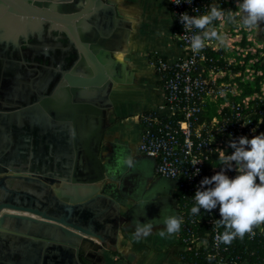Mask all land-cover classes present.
Returning a JSON list of instances; mask_svg holds the SVG:
<instances>
[{
    "label": "water",
    "instance_id": "obj_1",
    "mask_svg": "<svg viewBox=\"0 0 264 264\" xmlns=\"http://www.w3.org/2000/svg\"><path fill=\"white\" fill-rule=\"evenodd\" d=\"M103 9L112 10L103 0H0V56L8 80L3 88L10 91L0 96L25 97L0 103V264H92L95 250L108 240L104 235L119 230L116 214L82 222L101 200L120 205L100 184L112 88L111 54L96 46L98 41L109 48V41L98 40L93 28ZM33 77L41 102L29 95ZM84 145L91 148L81 150ZM13 240L15 250L8 245Z\"/></svg>",
    "mask_w": 264,
    "mask_h": 264
},
{
    "label": "built area",
    "instance_id": "obj_2",
    "mask_svg": "<svg viewBox=\"0 0 264 264\" xmlns=\"http://www.w3.org/2000/svg\"><path fill=\"white\" fill-rule=\"evenodd\" d=\"M168 1L175 21L173 38L182 49V55L175 59L155 53L148 56L160 79L164 103L137 115L141 126L139 149L156 159L157 176L176 183L174 198L177 217L182 218L179 243L184 264H263L256 251L244 241L254 240L263 231L262 226L229 246L219 240L224 228L214 227V221L221 218L218 208L211 213L203 209L199 214L191 213L201 181L221 171L217 150L231 155L233 140L263 134L262 117L254 120L249 112L250 100H263V80L260 91L253 95H244L240 85V82L253 81L262 71L254 69L250 61L244 66L249 48L237 44L242 40L230 33L222 34L226 38L224 45L213 39L206 42L201 52L191 50V38L199 30L185 31L180 16L184 13L205 15L210 5L219 0ZM242 65L244 69H232ZM212 108H215L214 113ZM225 174L235 178L238 173Z\"/></svg>",
    "mask_w": 264,
    "mask_h": 264
},
{
    "label": "crops",
    "instance_id": "obj_3",
    "mask_svg": "<svg viewBox=\"0 0 264 264\" xmlns=\"http://www.w3.org/2000/svg\"><path fill=\"white\" fill-rule=\"evenodd\" d=\"M103 1L112 12L100 10L95 15L93 28L97 30L95 33L99 34L98 40L109 41V48L99 45L98 41L96 46H100L98 49L100 53L111 54V59L107 57L110 61L107 64L111 72L109 79L112 88L109 93L111 107L106 117V130L99 153L105 171V179L100 184L105 188L106 195L117 200L120 205L116 206L112 200H101L87 210V219L82 222L90 225L93 218L102 216L108 220L116 214V226L119 230L115 231L114 235H104L108 240L102 250H95L92 264H184L179 243L180 231L167 238H161L157 234L158 230L163 228V217L178 215L174 198L176 183L171 179L157 176L156 159L140 151L141 126L137 119L140 112L157 108L164 103L160 79L149 63L148 56L155 53L167 59H175L182 55V49L172 34L175 21L170 4L168 0ZM221 22L219 24H222ZM224 26L225 30H230L240 25L226 21ZM105 29L108 30V35L103 37L102 33ZM254 29L252 32H241V35H246L248 39H251L250 36H263L264 32H254ZM217 31L220 35L230 33L238 37L236 32H223L221 28ZM87 34L83 31L81 36L85 37ZM7 35L9 34L6 31L2 34L5 39ZM36 36L33 35L35 38ZM0 60H2L0 61L1 95L10 91L3 88L8 81L4 78L6 59L0 56ZM95 67L100 70L96 64ZM36 76L37 73L34 77ZM34 77L28 82L29 95L41 102L44 97L39 94V83L37 86L32 84ZM8 98L14 101L25 99L18 94H12ZM8 98L0 96V103L8 101ZM27 98L30 99L29 96ZM46 113L49 119H52L50 113L48 111ZM69 123L73 121L69 120ZM79 124L86 128V122L79 121ZM81 130L79 127L78 131ZM71 137V145L74 149L73 128H71ZM90 148L91 145H84L81 150ZM73 158L76 159L75 156ZM128 158L133 160L132 167L117 164L118 159ZM82 191V195H87L86 190ZM115 206L116 210L113 209ZM151 220H154L152 234L147 237H137L135 235L137 226ZM95 241L101 244L99 240L95 239ZM8 245L15 250L14 247L18 246V243L13 240Z\"/></svg>",
    "mask_w": 264,
    "mask_h": 264
},
{
    "label": "clouds",
    "instance_id": "obj_4",
    "mask_svg": "<svg viewBox=\"0 0 264 264\" xmlns=\"http://www.w3.org/2000/svg\"><path fill=\"white\" fill-rule=\"evenodd\" d=\"M236 8L237 11H225L213 4L205 15L190 16L184 13L180 16L185 31L193 28L199 30L191 38L190 47L193 53L201 52L207 46L206 42L213 39L221 45L226 44V38L213 27L214 21H224L227 18L228 22L238 23L248 30L261 29V24H264V0H237ZM230 147L233 149L231 155L217 150L221 171L201 181L193 198L195 206L191 208L193 215L199 214L202 209L211 213L218 208L221 218L214 221V227L224 228L219 240L229 246L237 238L243 239L252 234L254 228L264 225V134L252 139L241 136L233 140ZM117 164H126L130 168L133 160L118 159ZM228 171H236L238 174L235 178H229L225 174ZM162 213L163 209L161 216ZM152 221L154 220L138 225L135 235H151L154 228ZM162 224L163 228L157 234L161 238L171 237L179 233L182 218L175 215L163 217ZM203 243L206 244L207 241Z\"/></svg>",
    "mask_w": 264,
    "mask_h": 264
},
{
    "label": "trees",
    "instance_id": "obj_5",
    "mask_svg": "<svg viewBox=\"0 0 264 264\" xmlns=\"http://www.w3.org/2000/svg\"><path fill=\"white\" fill-rule=\"evenodd\" d=\"M236 1L237 0H219V3L215 4L217 6L222 7L224 10L227 5H232V8L234 9L233 11H237L236 8ZM221 21H214L213 22V27L216 28V26L220 23ZM261 29L260 30H254V32H264V24H261ZM245 32V30H242ZM257 41L259 44H261V49H259V52H261V56L257 62H254L252 64V67L256 70H261L262 74L257 75L253 81H247V82H240V85L243 87L244 90V95H253L255 92L260 91V81L264 80V34L263 36H255L253 40H247L246 35L244 36L243 40L240 42L244 46L252 45L253 42ZM254 54H251L250 52L246 55L244 58V66L249 63V61L254 57ZM239 59H242V57H239ZM244 66L242 65L241 67H236L232 68L234 70L237 69H244ZM236 79H239L236 78ZM249 112L252 114V118L254 120H257L260 116L262 117V128L264 129V101H256V100H250L249 101ZM257 111V112H255ZM212 112H215V108H212ZM263 228V231L259 233L254 240H244L246 244H248L249 248L252 250L256 251V255L262 263L264 264V225H261ZM258 228V227H257ZM255 228V229H257ZM241 245V244H240ZM251 259H254L252 257Z\"/></svg>",
    "mask_w": 264,
    "mask_h": 264
},
{
    "label": "rangeland",
    "instance_id": "obj_6",
    "mask_svg": "<svg viewBox=\"0 0 264 264\" xmlns=\"http://www.w3.org/2000/svg\"><path fill=\"white\" fill-rule=\"evenodd\" d=\"M236 3H237V1H236ZM235 3V4H236ZM227 10H234L233 8H232V5H227L226 6V8H225V11H227ZM226 21H228L227 20V18H225V20L224 21H222L221 23L222 24H220L217 28H215L216 30L218 29V28H221V30H223V32H236L235 34H237L238 35V37H237V40H243V36H244V34H242L241 35V32L243 33L244 31H242V30H245V32H252V29L251 30H248V29H245V28H243L241 25L240 26H238L237 28H234V29H230V30H225V26H224V22H226ZM254 30H256V29H254ZM239 32V33H238ZM252 34V33H251ZM250 38L251 39H248L247 38V40H253L254 39V37L252 36H250ZM257 41H255V42H253V44L252 45H246L245 46V48H249V49H247V54L250 52L251 54H254L255 56L250 60V62L252 63V64H254V62H257L258 60H259V58H260V56H261V52H259V49H261V44H259L258 42L256 43ZM237 44H240V45H242L240 42L239 43H237ZM242 46H244V45H242ZM248 67H249V65H247ZM248 77L249 78H253L252 76H250V75H248ZM255 79V78H254ZM261 87H262V85H261ZM263 90H264V80H263ZM263 101H264V95H263ZM263 129V128H262ZM263 134H264V129H263ZM258 183H259V180H258Z\"/></svg>",
    "mask_w": 264,
    "mask_h": 264
}]
</instances>
